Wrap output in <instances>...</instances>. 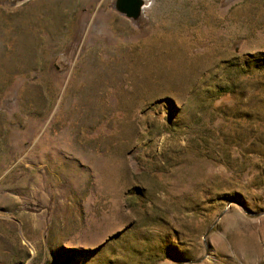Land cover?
Returning a JSON list of instances; mask_svg holds the SVG:
<instances>
[{
  "label": "rangeland",
  "instance_id": "rangeland-1",
  "mask_svg": "<svg viewBox=\"0 0 264 264\" xmlns=\"http://www.w3.org/2000/svg\"><path fill=\"white\" fill-rule=\"evenodd\" d=\"M0 0V264H264V0Z\"/></svg>",
  "mask_w": 264,
  "mask_h": 264
},
{
  "label": "water",
  "instance_id": "water-1",
  "mask_svg": "<svg viewBox=\"0 0 264 264\" xmlns=\"http://www.w3.org/2000/svg\"><path fill=\"white\" fill-rule=\"evenodd\" d=\"M114 9L125 18L134 20L142 9V0H115Z\"/></svg>",
  "mask_w": 264,
  "mask_h": 264
}]
</instances>
